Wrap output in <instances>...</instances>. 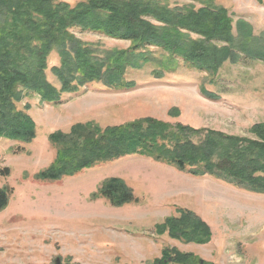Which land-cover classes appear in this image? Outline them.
<instances>
[{
  "label": "rangeland",
  "instance_id": "374dc122",
  "mask_svg": "<svg viewBox=\"0 0 264 264\" xmlns=\"http://www.w3.org/2000/svg\"><path fill=\"white\" fill-rule=\"evenodd\" d=\"M74 6L78 0H62ZM170 7L199 0H167ZM214 0L233 23L243 20L254 35L264 33V0ZM83 42L105 50L126 49L128 42L74 30ZM147 51L159 55L158 50ZM153 56V55H152ZM155 57V56H154ZM58 59L52 55L49 67ZM149 64L128 70L135 88L116 91L89 84L56 104L25 99L36 127L31 143L0 139V168L9 174L0 188L9 191L0 212V264H149L163 249L192 253L206 264H264V196L211 176L192 177L149 158L127 156L98 164L72 177L50 182L36 178L52 162V133L67 132L76 123L116 126L139 118L179 123L252 138L251 126L264 123V63L242 59L225 63L216 75L199 72L179 61L161 79ZM50 82L54 78L47 72ZM216 98H205L200 89ZM179 115L168 117L170 109ZM118 178L132 190L135 201L121 207L92 198L101 182ZM177 209L191 211L211 231L208 244H183L159 237L154 225ZM168 259V258H167ZM165 261V260H164ZM167 264H174L167 262Z\"/></svg>",
  "mask_w": 264,
  "mask_h": 264
},
{
  "label": "trees",
  "instance_id": "16d2710c",
  "mask_svg": "<svg viewBox=\"0 0 264 264\" xmlns=\"http://www.w3.org/2000/svg\"><path fill=\"white\" fill-rule=\"evenodd\" d=\"M213 2L199 0L200 7L195 8L170 7L167 0H78L74 6L62 0H0V139L28 144L36 138L29 105L18 107L32 96L56 104L89 84L131 90L135 83L125 79L126 72L148 64L152 76L161 79L179 61L209 75H216L225 63L244 58L264 63V33L254 35L243 20L233 23L227 10ZM74 30L129 46L105 50L81 41ZM150 48L159 55L152 56ZM52 55L58 64L49 67ZM200 92L207 99L216 98L204 88ZM178 115L176 108L168 112L170 118ZM248 133L252 138L150 117L107 127L76 123L65 133L49 135L55 155L36 178L54 182L98 164L139 156L192 177L211 176L264 196V123L254 124ZM8 174L7 168H0V179ZM97 197L113 207L135 201L132 190L118 178L102 181L92 194ZM8 199V189L0 188V212ZM154 233L188 245L202 246L211 240L207 224L185 209L155 224ZM160 254L149 264H167L163 262L167 258L174 264H206L175 248Z\"/></svg>",
  "mask_w": 264,
  "mask_h": 264
},
{
  "label": "water",
  "instance_id": "95a60500",
  "mask_svg": "<svg viewBox=\"0 0 264 264\" xmlns=\"http://www.w3.org/2000/svg\"><path fill=\"white\" fill-rule=\"evenodd\" d=\"M166 261L170 262L171 259L169 258V259H167ZM55 264H59V261L57 260V261L55 262Z\"/></svg>",
  "mask_w": 264,
  "mask_h": 264
}]
</instances>
